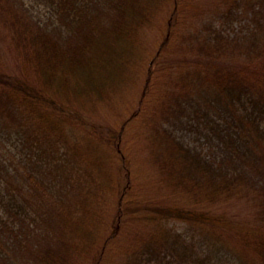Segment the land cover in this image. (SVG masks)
<instances>
[{"label": "trees", "instance_id": "16d2710c", "mask_svg": "<svg viewBox=\"0 0 264 264\" xmlns=\"http://www.w3.org/2000/svg\"><path fill=\"white\" fill-rule=\"evenodd\" d=\"M40 1L0 0V264H264V0Z\"/></svg>", "mask_w": 264, "mask_h": 264}, {"label": "rangeland", "instance_id": "374dc122", "mask_svg": "<svg viewBox=\"0 0 264 264\" xmlns=\"http://www.w3.org/2000/svg\"><path fill=\"white\" fill-rule=\"evenodd\" d=\"M187 2V1H186ZM193 2L197 3V4H201L203 6H206L208 3L212 2V0H191L189 1V4L192 5ZM25 5L27 6V8L32 12V14L40 21H46L47 18L49 17V10L48 8L45 6V4L43 2H41L40 0H24ZM188 3V2H187ZM134 98V96L130 97L129 95H127L126 97H124L123 101V105L122 109H123V113L126 114L125 110L130 104H132V102H130L132 99ZM120 106L117 107V111H121L122 109H120ZM114 119L115 121L117 120L116 116L114 115ZM174 131V135L175 137L181 142L186 144L188 147H198L201 146L203 143V140L197 138L196 135L191 134L189 132L186 131H181L182 129H175L172 128ZM2 134V133H1ZM0 134V138L2 143L4 144L5 148L10 150L13 153H18L19 152V145L18 142L16 140L15 136H6V135H1ZM206 149H204L205 151ZM124 151H126L127 154H129V149L128 146L124 147ZM130 154L129 156L131 157ZM235 208V207H233ZM235 211V210H233ZM235 213L237 214H243L241 211H235ZM170 226H172L173 228H175L178 232H183L184 229V225L181 222L178 221H171ZM238 257L237 255H235L233 252H227V251H223L222 253L219 254V260L221 261L222 264H239L238 261Z\"/></svg>", "mask_w": 264, "mask_h": 264}]
</instances>
